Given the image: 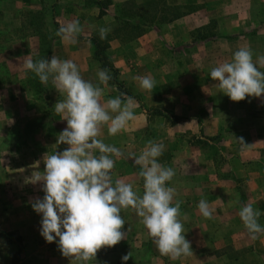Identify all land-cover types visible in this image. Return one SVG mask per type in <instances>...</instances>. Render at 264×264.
Wrapping results in <instances>:
<instances>
[{
    "label": "rangeland",
    "instance_id": "1",
    "mask_svg": "<svg viewBox=\"0 0 264 264\" xmlns=\"http://www.w3.org/2000/svg\"><path fill=\"white\" fill-rule=\"evenodd\" d=\"M6 2L0 0V114L2 116L0 118V128L2 130L9 126L11 130L6 138L2 136L0 138V141H2L0 143V155H2L6 146L12 144L16 145L13 147L16 151L23 148L19 141L14 140V136L18 135L17 129L19 128L34 131L36 126L41 123L44 125L45 130L58 128L63 131L67 127L66 119H63L54 111L55 104L64 100V97L55 88L52 82V74L49 75V81L45 85L39 81V77L36 76L34 71L26 68L27 60L31 59L34 63L42 59L50 61L54 49H61V44L67 45V42L60 43L57 48L55 44L59 43L58 37L67 36V33L56 34L59 27L66 26L58 23L63 9L58 10L57 13L52 12L54 9L51 10L50 6L57 5L56 1L53 5H50L49 2H41L37 7H14L12 3ZM224 3L226 6L225 13L216 16L217 19L214 18V25L211 26V29L219 34L216 38L208 37L192 42V38L189 36L188 41L176 46L166 45L162 37H157V40L138 41L140 36L150 31L153 34H160L165 27V25L159 27L149 25L139 37L120 42L121 44L131 42L135 44L134 47L130 45L129 52L124 53L126 56L122 58L117 54L119 55L117 57L114 51V58L118 61V64H123L120 67L126 66L123 74L119 72L117 77L131 90L130 95L132 96V98L127 97L121 100L130 103L131 106L134 105L132 107L134 118L121 130L125 133L123 138H118V135H109L108 128L111 120L99 125L98 139L110 148H114L115 152L101 153L99 149L95 148L90 150L97 158L104 154L114 161V167L109 173L111 186L115 187L117 181L129 183L132 185L137 198H142L144 178L140 173L150 164H147L140 157L151 146L149 141L165 145L163 154L157 157L156 160L161 167H171L175 171L172 180L165 183L166 188L173 190V196L179 193L177 190L180 188L179 182L185 177L189 179V182H182L183 185H186L184 189L189 185L192 186L185 190L187 196L204 195L212 192L214 179H220L222 184L220 188L222 190L226 189L228 192L236 186L248 190L250 185H248L246 179L249 176L259 177L260 175L264 177V169H261L260 166L258 168L252 167L253 161L264 162V95L258 98L246 97L245 100L234 102L223 92H218L219 81L212 80L209 75L213 67L232 62L234 52L241 47H247L253 52H260L253 55V63L259 71L264 72L260 64V58L264 57V52H261V49H264V23L252 26L244 22L247 20L243 6L244 0H228ZM109 4H111L110 0H103L102 7L105 5L104 8L106 9ZM197 4L202 7L195 10L194 16L191 15L190 34L191 32L195 34L193 30L196 26L204 27L200 24L208 26V17H206L207 13L204 14L203 5L202 3ZM115 5L111 7L112 10ZM258 12H264V9ZM237 13L239 16L242 13V17L239 18L241 23L237 24L236 29H232L233 25L231 24L233 23L224 22L223 16L235 20ZM259 16H264V13L259 14ZM111 23L112 29L115 27L116 22L113 19ZM100 28H94L95 30L90 35L99 33ZM59 52L62 54L61 51ZM129 63L132 64L131 67H129ZM186 65L193 66V69H190V71L183 69L186 74L175 71V69L178 70L181 66ZM155 70L160 71L156 73ZM118 71L119 69L117 74ZM176 75H178V78L174 79L173 76ZM142 76H150L155 80V87L152 91H144L139 88L138 80L135 78ZM180 76H184V78L181 79ZM202 76L205 81L206 97L205 104L198 106V108L199 112L200 109L203 111L205 119L204 124L201 122L203 127L198 133L192 129L189 122L186 124L187 128L185 129L183 128L185 125H173L154 111L156 108L160 111H167L162 104H154L156 96L158 97L168 90L170 91L173 87L175 89L180 88L183 80H201ZM135 82L137 87L134 84ZM195 89L196 84L194 90L192 88L193 92H195ZM162 97L164 98V96ZM49 104H51V108L47 109L46 105ZM192 108L188 110L189 115H193L194 110ZM107 111L110 117L118 115V112H112L110 109ZM4 114L12 119L8 125H4ZM27 117L29 119H26L25 122L21 121L25 120L22 118ZM39 118H41V122L38 120ZM49 139H52V137L47 138V141H50ZM5 140L8 141L4 142ZM60 146L62 150L69 147L65 143H60ZM48 152V149H45V153ZM195 166H197V169H195ZM31 169L33 168L30 167L29 171ZM30 177H33L31 173ZM230 179L235 181L236 184H228L224 181ZM23 187L34 193H41L43 190V187L39 185ZM22 190L21 186L16 189L18 192ZM254 190H257L256 186L252 189V191ZM256 194L252 193L254 199L252 203L258 198L255 196ZM36 196L34 195V197ZM33 203H31V206ZM261 203H264V198ZM32 208H30V211L33 215L35 210ZM124 210L125 216L121 214L125 221L121 229L125 234L124 238L113 247H102L93 258H102V264H231L229 258L232 256L241 258L237 264H261L260 258L256 256L258 253L254 252L253 257L245 259L242 255L252 250H248L247 247H236L234 249V242L226 245L219 244L214 250L212 248H197L195 246L198 243L196 239L202 237V233L196 232L182 233L190 243L192 254L172 260L168 256H162L159 253L154 243L155 238L149 236L147 240L145 239L147 229L143 226L142 218L137 214L136 209L130 206ZM237 220L241 222L239 226H241L242 231L247 232L248 230L240 217ZM234 221V218H225L222 225L219 226L218 236L224 237L227 235V231L233 228ZM12 222L14 223L12 227H14L20 224L21 220L13 217ZM134 222L140 223V225L134 227ZM257 223L261 228H264V217H258ZM24 231L26 230L21 228V232H23L21 241L23 240V242L19 247L20 252L16 255L12 254L17 251V244L7 243L0 238V264H38L37 260L39 259L32 257L31 252H36L37 246L42 243H46L45 247L48 249L54 247L57 243V241L47 242L41 234L34 235L36 241H32L30 240L32 235L28 236L29 234ZM21 232H19L20 235ZM27 236L28 240H26ZM133 238L139 240V243L145 242V246L128 247L132 243H128L127 240L132 241ZM56 239L59 238L56 237ZM150 252H156L159 258H162V262L159 258H153L149 254ZM124 255H128L129 259L127 261H122L121 258ZM115 258H120V261L114 262V260H117Z\"/></svg>",
    "mask_w": 264,
    "mask_h": 264
},
{
    "label": "clouds",
    "instance_id": "2",
    "mask_svg": "<svg viewBox=\"0 0 264 264\" xmlns=\"http://www.w3.org/2000/svg\"><path fill=\"white\" fill-rule=\"evenodd\" d=\"M80 22H69L57 29L56 34L79 33ZM108 27L99 29L100 39L107 38ZM75 43V41H72ZM264 67V57L260 58ZM26 68L35 72L42 84H47L49 75L59 93L66 98L55 104L54 111L66 119L67 127L59 134L58 142L69 145L63 152L48 155L45 170L34 174V181H43V199H37L32 207L42 214L41 235L47 242L58 237V246L65 257L75 255L83 260L93 259L102 247H113L123 238L121 231L125 221L121 209L132 207L142 218V224L162 256L177 260L192 254L190 243L185 239L183 225L178 220L180 202L172 205L173 190L166 188V181L172 180L175 171L171 167H161L156 158L165 150L162 143L149 141L151 145L140 159L150 166L141 171L144 178V194L137 198L132 185L117 181L111 186L109 173L114 161L108 155L95 157L91 149L101 153L115 152L114 148L95 139L99 125L111 120L109 135H116L134 118V109L123 103L119 97L110 99L107 108L118 112L110 117L99 102L101 89L81 78L78 66L72 60H60L55 56L50 60L34 63L26 61ZM212 80L219 81L218 88L230 100L239 102L246 97L264 95V72L253 63V53L247 47L234 52L232 62L213 67L209 73ZM103 83L110 79L109 69L97 72ZM141 90L152 91L155 80L150 76L135 78ZM203 217L210 219L212 211L208 202L201 199L197 205ZM260 215L251 204L241 208L239 216L253 240L264 228L257 223ZM54 234V235H53ZM122 261L129 259L122 256Z\"/></svg>",
    "mask_w": 264,
    "mask_h": 264
},
{
    "label": "crops",
    "instance_id": "3",
    "mask_svg": "<svg viewBox=\"0 0 264 264\" xmlns=\"http://www.w3.org/2000/svg\"><path fill=\"white\" fill-rule=\"evenodd\" d=\"M8 1L9 4H13L14 7H21V6H28V7H37L38 4L41 2H49L50 5L56 1L57 5L50 6L51 10L54 9L52 12L57 13L58 10L63 9V13H60V18L58 23H62L67 25L69 22H73L78 20L80 22V32L79 33H67L66 37H58L59 43H55L58 48L60 43L67 42V45L61 44V49L59 50L54 49L52 51L51 59L55 57L60 60H72L78 66V71L80 72L81 78L85 79L87 82L93 84L94 87H99L101 89V96L99 98V102L102 106L105 107L106 110L108 101L110 99L117 98L116 90L113 85L109 84L108 82H101L99 77L97 76V72L100 70L98 67V62L91 58L92 55V44L90 42V33L95 30L94 28L99 27H108L111 29L112 27V6L120 3L124 0H110V3L106 9L103 8L102 14L98 15L99 9L101 7L97 6L93 3H87L86 0H5ZM168 4H197L202 3L204 14L207 13L206 17L215 18L216 16H220L225 13V3L224 1L228 0H165ZM7 3V2H6ZM58 6V7H57ZM245 8V18L247 24L257 25L264 23V16H259V14H263L264 12H258L259 10L264 9V0H244L243 4ZM68 12V13H67ZM210 13V14H208ZM212 14V15H211ZM237 13L236 19L232 20V18L227 17L224 18V22H231L233 24L232 29H236L237 24L241 23L239 18L242 17ZM89 15V16H88ZM92 15V16H91ZM94 16V17H93ZM95 16H97L95 18ZM89 17V18H88ZM91 17V18H90ZM93 17V18H92ZM191 15H185L179 17L170 23L166 24L162 32L159 34H153L151 31L140 36L138 41H146L149 40H157V37H162L165 41L166 45H181L184 42L188 41L190 36V29L192 26ZM95 18V19H94ZM57 20V19H56ZM62 41V42H61ZM75 41V43H72ZM121 44L117 40H111L108 44V48L106 50L107 55L110 56L114 67L118 68V76L123 74L124 69L126 66H121L123 64H118V61L114 58V51L115 56L122 57L125 52H129L130 45L134 47L135 44ZM199 45V44H198ZM228 45V44H227ZM114 48V50H113ZM57 51V52H56ZM61 51L62 54L59 52ZM117 51V53H116ZM252 51V50H251ZM261 52H264V49H261ZM58 53V56H57ZM253 55L260 53V52H253ZM119 54V55H117ZM132 64L129 63V67ZM262 67V66H261ZM117 69V70H118ZM175 69V68H174ZM193 69V66H181L178 70L175 69L176 72L185 73V70ZM136 70V69H134ZM264 71V67H262ZM156 73L160 70H155ZM174 71V72H175ZM122 72V73H121ZM135 72V71H133ZM197 72V71H196ZM200 71L198 70V73ZM186 74V73H185ZM174 79L178 78V75L173 76ZM184 76H180L183 79ZM186 81V82H185ZM195 81V80H194ZM194 81L183 80L182 86L178 89L175 87L171 88L170 91L168 90L166 93L161 94L160 96H156V101L154 104H162L164 106L165 111L169 114H172L178 118V121L173 123V125L183 124V128H187L186 124L190 123L192 129L198 133L200 129H202V123L204 124V113L203 111L199 112L198 106H203L205 104V85H204V77L202 79H197ZM201 83H200V82ZM137 87V83H134ZM196 84L195 92L194 85ZM157 87V86H156ZM218 87V86H217ZM193 88V90H192ZM219 90V89H218ZM220 92V90L218 91ZM61 95V93H59ZM59 95V96H60ZM64 99L66 98L62 95ZM164 96V98L162 97ZM123 103H125L123 100ZM130 107L134 105H130ZM195 105V107H193ZM193 107V108H192ZM194 110L193 115H189L188 110ZM260 112V111H259ZM256 113V112H254ZM261 114V112H260ZM0 114V118H1ZM43 118V117H41ZM41 118L38 120L41 122ZM4 125H8L11 123V118L7 114H4ZM25 120H21L23 122L26 121L27 118H22ZM44 121V120H42ZM202 122V123H201ZM172 124V123H171ZM172 125V126H173ZM99 127V126H98ZM11 127H5L1 130L0 128V138L1 136L6 138L8 132L11 130ZM100 131V127H99ZM203 131V130H202ZM62 131L60 129L55 130H45L44 125L41 123L40 125L36 126L34 131L27 130L25 128L17 129L18 135L14 136L15 139L19 141L23 146V148L19 150H15L13 147L16 145H9L6 146L5 150L3 151L2 155H0V230L5 232H12L23 238L21 232V228H24L31 238L30 240L36 241L35 236L37 234H41V220L42 214L37 213L34 211L33 215L30 211L32 208L31 203L35 202L37 199L42 200L43 196L45 195L44 191L42 190L41 193L37 192H29L27 188L23 186H30V185H39L43 187V181H34L33 177L35 173H43L45 170V160L48 155L55 154L58 152H63L60 143L58 142L59 134ZM193 132V131H192ZM203 133V132H202ZM125 133L119 132L118 138H123ZM115 135V136H116ZM52 137L47 141V138ZM13 138V137H12ZM95 139H98L95 137ZM5 140L4 142H7ZM2 141H0L1 143ZM16 142V141H15ZM18 143V142H17ZM46 145V147H44ZM70 147V146H69ZM45 149H48V153H45ZM255 149V148H254ZM174 151V150H173ZM24 160V161H23ZM252 164L253 168H258L260 166L261 169H264V162H256L253 161ZM30 167L31 171H29ZM197 169V166H195ZM33 175V177H30ZM197 173V172H196ZM140 178V177H139ZM228 184H236L235 181L232 179L226 181ZM246 181L250 188L243 189V188H232L227 192L226 189L222 190L220 188L221 182L220 179H214L212 192H208L204 195H189L186 194V189L192 187L191 185L187 186L186 189L183 183L189 182V179L186 177L181 179L179 184L180 188L177 190L179 193L173 196L172 205L175 206L177 202H180V215L178 219L183 225V232H190V233H202V237H197L196 241L198 242L195 246L197 248L209 249L212 248L213 250L216 249L217 245L219 244H229L234 242L233 245L234 249L236 247H247L248 250L251 249L248 253L242 255V257L251 258L253 257V253L256 252V256L260 258V263L264 264V232L257 233V239L253 240L251 238V234L247 231H242L241 222H238L239 212L241 208L245 205L252 204L254 211H258L260 215L258 217H264V203H261V200L264 198V177H251L249 176ZM183 182V183H182ZM202 183V182H201ZM19 186L23 188L22 191L18 192L16 189H19ZM256 186L257 190L252 191ZM43 189V188H42ZM242 189V190H240ZM39 190V189H37ZM223 191V192H222ZM251 193V194H250ZM252 193L256 194L255 202L253 199ZM249 194V195H248ZM34 195H37L34 197ZM201 199H205L208 202L209 209L212 211V216L210 219L203 217L200 213L197 205ZM259 199V201H257ZM261 199V200H260ZM190 202V204H189ZM33 209V208H32ZM120 215L122 214L125 216V210L121 209ZM15 217L16 219L21 220V223L17 226L12 227L14 224L12 222V218ZM225 218H234L233 228L227 231V235L224 237L218 236L219 226L222 225V222ZM228 220V219H227ZM229 223L228 221L226 222ZM136 224V225H135ZM140 223L134 222V227L139 226ZM142 230V229H141ZM140 230V231H141ZM21 232V235L19 234ZM28 236L27 239L28 240ZM149 238L148 233L145 234V239ZM231 239V240H230ZM144 240V241H146ZM55 241H58L56 239ZM139 240H135L134 238L132 241L127 240L128 243H132L131 246L128 247H144L145 242H138ZM23 240L21 241L22 244ZM147 243V242H146ZM16 245V244H15ZM46 243H42L41 245L37 246L36 252H31L32 257H36L40 264H102L101 259L95 260H83L82 258H77L75 255L65 257L62 255V251L59 248L58 244L54 247L47 248L45 247ZM127 247V246H126ZM149 248V247H148ZM153 258H159L156 252H150ZM114 262H119L120 258H115ZM160 261L162 258H159ZM231 264H237L240 261V257H230ZM204 261V260H202ZM162 262V261H161ZM38 263V264H39Z\"/></svg>",
    "mask_w": 264,
    "mask_h": 264
},
{
    "label": "trees",
    "instance_id": "4",
    "mask_svg": "<svg viewBox=\"0 0 264 264\" xmlns=\"http://www.w3.org/2000/svg\"><path fill=\"white\" fill-rule=\"evenodd\" d=\"M86 2L96 4L99 7L101 6L102 9H99L98 15L104 13L103 8L105 5L102 7L103 0H86ZM198 7L202 6L198 4H168L165 0H124L114 6L112 17L116 25L107 34V38L101 40L99 33H93L89 39L93 47L91 58L98 62L100 70L105 68L110 70L112 79L107 82L114 86L117 97L120 99L132 98L130 95L131 90L118 79L117 69L112 65L111 58L106 53L109 42L114 39L119 42L130 41L142 35L145 28L149 25L159 27L185 15L194 16L193 14ZM207 24L210 27L206 24H200L204 27H195L193 30L195 34L192 32L190 34L192 42L208 37L216 38L219 35L211 29V26L214 25V18L207 19ZM46 107L50 109L51 104L46 105ZM154 111L172 124L178 121L176 116L168 112L160 111L158 108ZM0 238L4 239L7 243L17 244L18 249L12 255L20 252L21 239L18 235L0 230Z\"/></svg>",
    "mask_w": 264,
    "mask_h": 264
}]
</instances>
